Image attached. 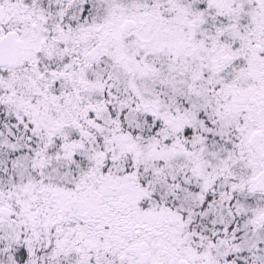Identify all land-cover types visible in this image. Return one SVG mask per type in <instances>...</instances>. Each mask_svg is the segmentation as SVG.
<instances>
[{
  "label": "snow or ice",
  "instance_id": "6c2138e0",
  "mask_svg": "<svg viewBox=\"0 0 264 264\" xmlns=\"http://www.w3.org/2000/svg\"><path fill=\"white\" fill-rule=\"evenodd\" d=\"M0 264H264V0H0Z\"/></svg>",
  "mask_w": 264,
  "mask_h": 264
}]
</instances>
